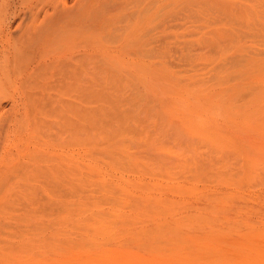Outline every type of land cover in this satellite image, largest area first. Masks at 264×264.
<instances>
[{"label":"rangeland","instance_id":"obj_1","mask_svg":"<svg viewBox=\"0 0 264 264\" xmlns=\"http://www.w3.org/2000/svg\"><path fill=\"white\" fill-rule=\"evenodd\" d=\"M0 264H264V0H0Z\"/></svg>","mask_w":264,"mask_h":264}]
</instances>
